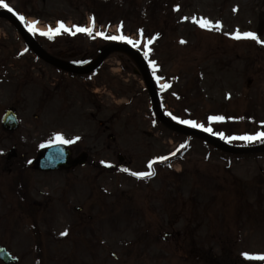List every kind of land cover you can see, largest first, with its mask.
Returning a JSON list of instances; mask_svg holds the SVG:
<instances>
[{
    "label": "rangeland",
    "instance_id": "obj_1",
    "mask_svg": "<svg viewBox=\"0 0 264 264\" xmlns=\"http://www.w3.org/2000/svg\"><path fill=\"white\" fill-rule=\"evenodd\" d=\"M4 2L36 26L81 27L95 15L99 32L115 36L109 33L121 30L143 44L142 54L155 37L147 62H155V75L149 69L172 122L193 128L177 122L193 120L217 137L264 131V44L233 38L239 30L264 41V0ZM193 17L211 23L201 28ZM66 37L42 42L43 48L52 44L94 55L108 40L91 41L80 32L69 51ZM23 49L17 29L0 18V120L12 108L19 122L13 133L0 124V246L17 264L264 263L243 255H264V154L225 153L167 130L150 109L134 60L119 52L92 76L100 85L103 126L97 135V120L90 122L91 107L81 96L82 79L49 68ZM49 91L52 97H46ZM210 116L225 119L209 123ZM57 135L76 141L93 155L92 163L70 173L31 170L36 152L57 142ZM12 150L16 156L8 158ZM148 171L154 174L141 179L130 174Z\"/></svg>",
    "mask_w": 264,
    "mask_h": 264
},
{
    "label": "water",
    "instance_id": "obj_2",
    "mask_svg": "<svg viewBox=\"0 0 264 264\" xmlns=\"http://www.w3.org/2000/svg\"><path fill=\"white\" fill-rule=\"evenodd\" d=\"M6 12H0V17L6 16ZM20 28V26H18ZM20 31L22 33L23 39L27 46L31 49V51L36 54L39 58H41L43 61L59 68L64 71H67L69 73L74 74H86L97 68L104 60L105 58L115 50H122L128 54H130L136 61V64L140 70V73L145 81V85L147 87V90L149 92V96L151 99V108L154 114L156 115L157 119L171 132L179 133L183 135H190V136H196L199 138H202L214 146L228 152V153H234V154H246V153H261L264 152V146L260 147H254V148H248V149H241V148H234L227 144H224L223 142L203 133L197 130L192 129H186L178 127L172 123H170L162 114L158 97L156 95V91L154 89L149 71L140 57V55L137 52H134L130 50L129 48L123 46V45H111L107 47L99 56V58L89 67L77 69L72 68L69 66H66L57 60L51 58L48 56L41 48L40 46L30 37L22 28H20ZM135 74H138V72L135 70ZM2 126L5 130L12 132L14 131L17 126V120L14 112L12 110L5 111L3 118H2ZM71 152L70 150L62 144H54L49 145L44 148H42L39 153L37 154L36 159L32 162V166L35 170L43 171V172H49L53 170H70L74 168L77 165H83L85 162V157L81 156L77 160L71 161ZM0 261H2L4 264H14L17 260L15 258H12L3 247H0Z\"/></svg>",
    "mask_w": 264,
    "mask_h": 264
},
{
    "label": "snow or ice",
    "instance_id": "obj_3",
    "mask_svg": "<svg viewBox=\"0 0 264 264\" xmlns=\"http://www.w3.org/2000/svg\"><path fill=\"white\" fill-rule=\"evenodd\" d=\"M0 8H5L7 9L9 12H12L13 10L8 6L7 3L4 2V0H0ZM21 23H25V18L22 15H18L17 17ZM193 21L195 23H198L199 27L201 28H208L210 25V21L206 20V19H200V20H196L195 17H193ZM38 22L37 21H32L30 23H25V27L27 28V30L29 32L35 33L37 31L36 28V24ZM93 26H94V22H93ZM216 28L220 27V24L217 23L215 25ZM75 28V32L72 31V29L65 27V25L62 22H58V26L55 29H52L51 27H49L47 29V31H42L39 34L43 35V36H47L49 39L54 38L56 35H59L62 31L64 32H68L69 34L75 35L76 32H81V33H85L89 36H91L93 34V27H77L74 26ZM119 31V29H118ZM96 35L98 36H102L106 39H110V40H121L124 41L128 44H131L133 47H138L139 46V41H135V40H131L126 36L123 35H119V36H104V33H96ZM234 39H241V38H250L255 40L257 43L259 44H264V41L260 40L257 38L256 34L253 32H245L243 34H241L239 32V30L236 31V33L233 35ZM155 39V37H153L152 39H149L147 41V44H145V51L143 53L145 59L148 58L149 56V51L150 49H148V45H150L151 43H153V40ZM183 43V41H181ZM149 66L153 69V74L155 75L156 72V66H155V62L154 61H149ZM156 79L159 81V77H156ZM165 87H167V85H161V88L164 89ZM172 119L177 120V118L175 116L172 117ZM225 118L223 116H210L208 117V121L209 123L212 122H222ZM178 123L181 124H186L189 125L193 128H200L205 132H209L212 133L213 129L211 127H204L201 124H198L196 121L193 120H177ZM217 135H219V137L223 140H226V142L231 143L233 140H242V141H246V142H254V141H259L261 143H264V131H259L256 132L254 135H243V136H225L224 133H217ZM56 141L59 143H64V144H71L74 143L73 140H65L62 136L57 135L56 136ZM76 139H79V137H77ZM181 148L185 147V145H181ZM177 151H179V149H177ZM173 155H175V153H173ZM160 160H165L167 159V157H161L159 158ZM155 161H150L149 164L147 165V167L149 168V170H151L152 165ZM101 163H105V162H101ZM106 166H110V165H106ZM122 171H128V169H122ZM131 175H133L134 177L141 179V178H145V177H149L151 175H153L154 173L152 171H148V172H132L130 173ZM66 233H61V235H65ZM245 256L246 259H258V260H264V255H259V256H253L250 255L248 253H244L243 254Z\"/></svg>",
    "mask_w": 264,
    "mask_h": 264
},
{
    "label": "flooded vegetation",
    "instance_id": "obj_4",
    "mask_svg": "<svg viewBox=\"0 0 264 264\" xmlns=\"http://www.w3.org/2000/svg\"><path fill=\"white\" fill-rule=\"evenodd\" d=\"M76 38H70V39H66L67 41L65 42L66 45H69V51L73 50L72 46H74V44L76 43L75 40ZM80 39H84V38H79ZM93 41L95 40H99V39H92ZM46 43V42H45ZM45 43H41L42 46L45 45ZM49 43V42H48ZM47 44V43H46ZM51 44V43H50ZM44 49L46 50V52L53 56V57H57L60 58L62 60H66L68 58V62L72 63L73 65H77L79 63H84L86 62L87 59V55H89L90 59H92L94 57V55H98L100 53V45H98V47H95L94 55H92V52H83L82 50L79 51V53L75 52V53H68L66 49L63 48H59L57 46H53L51 45H47L46 47H44ZM86 55V56H85ZM79 58H82L80 60H77ZM49 67V66H48ZM100 69V68H99ZM97 72V71H96ZM90 76H93V74L88 75V76H82V77H76V76H70L71 79H82V92H81V96L83 97L85 103H88V105H90L91 107V112L88 114L89 120L91 123H96L95 120H97V129H96V133L97 135H100V85L95 86L93 82L94 79H92V77L90 78ZM49 95L52 97V94L49 93L46 95V97H49ZM72 157H76L77 155H79L82 152H86L87 153V163H92L93 155H91L87 150L84 149H80L77 146L79 144L76 143V141L74 143H72ZM98 166H100V162H98L97 164ZM78 168H75L73 170H71L70 172L76 170Z\"/></svg>",
    "mask_w": 264,
    "mask_h": 264
},
{
    "label": "bare ground",
    "instance_id": "obj_5",
    "mask_svg": "<svg viewBox=\"0 0 264 264\" xmlns=\"http://www.w3.org/2000/svg\"><path fill=\"white\" fill-rule=\"evenodd\" d=\"M119 53H121V52H119Z\"/></svg>",
    "mask_w": 264,
    "mask_h": 264
}]
</instances>
